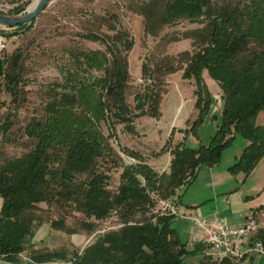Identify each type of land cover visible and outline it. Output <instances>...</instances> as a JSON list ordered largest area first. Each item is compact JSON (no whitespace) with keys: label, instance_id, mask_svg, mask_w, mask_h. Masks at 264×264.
Returning <instances> with one entry per match:
<instances>
[{"label":"trees","instance_id":"1","mask_svg":"<svg viewBox=\"0 0 264 264\" xmlns=\"http://www.w3.org/2000/svg\"><path fill=\"white\" fill-rule=\"evenodd\" d=\"M141 7L145 28L153 34L182 20L202 24L190 32L195 50L183 53L187 57L185 75H194L198 84L196 105L200 110L186 132L196 133L211 111L213 99L202 78L207 69L223 90L224 107L216 133L207 145L193 148L180 143L173 147L170 173L159 174L143 161L130 163L123 169L117 191L109 189V174L99 162L114 148L102 122L110 127L125 123L133 130L136 118L159 117L163 92L154 83L146 84L135 96L137 104L132 109L126 88L134 39L124 28L113 35L86 34V38L105 44L106 50L71 49L72 64L64 80L49 84L44 112L32 117L25 127L32 147L0 165L3 259L17 261L28 251L39 263L69 260L66 250L43 252L33 243L36 228L42 224L34 211L40 203L49 207L59 203L74 206L93 219L87 224L90 229L113 212L122 221L118 229L98 235L70 264H189L190 251L173 227L176 216L154 212L157 201L153 193L167 197L174 195L176 188L189 185L202 165L221 161L223 151L237 136L250 144L229 171L248 175L264 156V125L256 121L264 111V0L221 4L213 0H146ZM25 8L19 7L16 13ZM33 23L14 29L26 30ZM5 30L0 27L1 34ZM21 63L19 51L0 58V93L7 91L15 101L22 89ZM176 69L171 64L168 73ZM151 73L143 65V77ZM12 125L9 119L0 125L3 136ZM169 147L170 141L163 150ZM51 224L54 229L69 230L60 218ZM260 235L264 240V232Z\"/></svg>","mask_w":264,"mask_h":264},{"label":"rangeland","instance_id":"2","mask_svg":"<svg viewBox=\"0 0 264 264\" xmlns=\"http://www.w3.org/2000/svg\"><path fill=\"white\" fill-rule=\"evenodd\" d=\"M35 1L0 0L15 8L10 13H16V10L23 5L26 6L23 10L25 11ZM144 1L146 0H53L26 30L6 28L3 34L7 38L8 47L0 52V58L11 57L19 51L22 54L23 81L18 100H13L7 91L0 93V125L8 119L13 122L5 136L0 132V165L8 159L20 156L32 147L33 141L26 135L25 127L32 117L42 115L44 112L49 84L64 80V73L72 64L71 49L106 50V45L102 42L86 38L85 35L89 33L106 36L115 34L116 29L124 28L134 39V45L129 51L131 76L126 88L127 100L132 109H135L137 104L135 96L144 91L146 84L154 83L158 90L163 92L159 105V117L140 116L134 120L133 130L127 128L125 123H116L110 127L102 122L103 131L106 135L110 134V141L114 148L111 155L100 159L99 162L101 169L107 170L109 174V189L117 191L123 169L132 162L133 156L139 158L143 154L155 155L156 150L163 145L164 123L168 121V106L163 103V97L171 93V89L172 92L179 91L192 97L197 112L192 119L191 124H193L200 112L196 105L198 84L194 75L190 77L185 75L187 57L183 53L186 51L193 53L195 50L190 32L201 27L202 24L182 20L176 24L165 25L155 34L147 32L145 17L141 14ZM213 1L221 4L241 0ZM171 64H174L177 69L168 73ZM143 65L152 70L151 76L143 77ZM83 73L88 74V72ZM93 74H102V72L93 71ZM202 78L213 99L212 104H214L220 92L223 96V90L207 69L203 70ZM135 112L139 113V111ZM256 121L257 124L264 125V111H260ZM249 144V140L241 135L237 136L223 151L220 166H225L228 159L233 165ZM207 166L202 165L198 178L182 189V205L179 207V214H184L188 218L207 216L210 206L217 203L219 212L213 215L228 217L231 214L230 209L236 207L234 205L236 202L232 201L234 197L231 196V190H229L232 187L230 182L216 188V185L208 181ZM229 172L232 175H244V184L250 189L264 184V156L248 175L243 171ZM164 198L174 202L172 195ZM257 198L256 194L246 198L241 196L239 202L247 208L249 204L255 205ZM188 201H197L200 208H195L194 211L186 210ZM201 207L207 211L202 210ZM263 214L264 212L259 213L260 222L264 218ZM34 215L38 221H42L41 225L38 227L36 225V231L40 229V232L47 234L45 243L37 245L39 250L43 252L45 250H66L69 260H63L62 264H70V260H74L77 254H82L83 250L91 245L98 235L118 229L122 223L113 212V215L111 214L106 219L95 222V227L90 229L87 224L93 219H87L84 214L75 210L74 206H64L59 203H54L51 207L46 203H40ZM140 217L141 215L138 214L137 218ZM59 218L65 222L69 230L51 229L52 220ZM42 225L44 229L41 230ZM173 227L183 232L179 218L174 221ZM261 232H264L263 229L259 230L258 239L264 242L260 235ZM182 239L185 240L186 236ZM260 255L255 256L254 263L247 264H264V255ZM203 259L208 264H215L205 257ZM243 263L244 261L239 264Z\"/></svg>","mask_w":264,"mask_h":264},{"label":"crops","instance_id":"3","mask_svg":"<svg viewBox=\"0 0 264 264\" xmlns=\"http://www.w3.org/2000/svg\"><path fill=\"white\" fill-rule=\"evenodd\" d=\"M222 92L216 97L215 103L212 104L211 111L207 115L205 121L198 127L196 133L189 132L187 133L186 130H189L192 126L191 122L192 119L195 116L196 108L194 106V101L192 100V97L190 95H184L182 92L174 91L169 94H165L163 97V103L167 104L168 106V113H167V119L168 121H165V138L163 139V145L160 147V149L156 150L157 153L155 155H146L143 154V156L137 158L132 157V159L139 161H143L147 164H149L156 172L159 174L163 173H170L171 171V161L173 159L172 154V148L175 147L177 144L183 143L184 145L188 147L197 148L200 145H207L214 134L217 131L218 125L220 123L221 119V113L223 111L224 107V100L223 96H221ZM146 116V115H145ZM162 119V115L160 117ZM195 120V119H194ZM171 143V147L167 148L166 150H163L167 142ZM132 144V142H131ZM133 148V147H132ZM230 159H228L227 164L225 166H220V164H215L213 166H207L208 167V173H209V182L211 184L216 185V188L224 186L226 183L230 182V194L233 196L234 202H236L234 205L236 207H233L231 210L230 216H222L226 219V221L233 225H242L246 221V216L248 213L252 210H255L256 208L258 210L264 209V184L256 185L253 189H250V187H246L244 182L245 178L244 175L238 174V175H232L228 168L231 166ZM234 163V162H233ZM221 167V168H220ZM201 169V168H200ZM200 169L198 170L195 178L192 180L191 183H193L200 174ZM190 183V184H191ZM188 186V185H187ZM183 187L176 188V193L173 196L174 198V207L176 211L179 213V207L182 205V189ZM252 188V187H251ZM228 191V190H226ZM253 192V193H251ZM227 193V192H226ZM254 194L258 195L257 203L255 205L249 204L247 208H244V204L242 205V202H239V199L241 196L244 198L248 196H253ZM158 196V198L156 197ZM153 196L156 198V205L154 212H160L161 210V202L160 199L165 200V198L160 197V195L153 193ZM167 200V199H166ZM168 201V200H167ZM170 201V200H169ZM187 209H191L190 211H194L195 208H200L197 201H188ZM3 205V198L0 195V212ZM242 206L239 208V206ZM157 207V208H156ZM218 204L215 203V205L210 206L209 211H207L205 208L201 207L202 210L207 211V216H212L214 213L218 211ZM186 212V211H184ZM219 212V211H218ZM176 219H180V223L182 224L183 232L179 231L177 228V231L179 233L180 238L183 236H186V239L181 240L186 243L187 248L189 249L190 253L188 254L186 260L189 264H208L206 263L205 259H203L205 256L202 253V245L200 243H194L190 244L189 240L191 238V227H192V221L190 218L186 217L184 214L175 215ZM261 227L260 230L263 229L264 231V218L261 219ZM44 229V225H42L41 230ZM52 230H54L53 227H51ZM44 232H40V229L36 231L35 236L33 237V243L35 244V248L39 249L37 245L45 243V240L47 239V234ZM259 231L253 235L251 240H254L258 238ZM262 233V232H261ZM247 242L250 241V238L246 240ZM259 255L257 252H249L246 256V259L243 260V264H247L249 262L254 263L255 256ZM261 256V255H260ZM207 258L209 261H213V258ZM229 260H225L223 264H226ZM63 260H55L50 262H35L31 258V254L28 251H25L21 253L17 257V261H8L0 257V264H62Z\"/></svg>","mask_w":264,"mask_h":264},{"label":"built area","instance_id":"4","mask_svg":"<svg viewBox=\"0 0 264 264\" xmlns=\"http://www.w3.org/2000/svg\"><path fill=\"white\" fill-rule=\"evenodd\" d=\"M13 9L15 8L0 2V12L10 13ZM7 47V38L0 33V52ZM131 161V163H137L134 159ZM156 197L158 198L157 195ZM160 202L161 214L179 215L172 202L162 199H160ZM260 212H264V209ZM260 212L258 210L250 211L246 216L245 223L242 225L230 224L219 214L192 216L190 217L192 227L189 243H200L203 255L213 258L215 264H222L226 259L230 260L232 264H239L252 251L264 255V242L258 238L251 240L261 227ZM247 238H250L249 242L246 241Z\"/></svg>","mask_w":264,"mask_h":264},{"label":"water","instance_id":"5","mask_svg":"<svg viewBox=\"0 0 264 264\" xmlns=\"http://www.w3.org/2000/svg\"><path fill=\"white\" fill-rule=\"evenodd\" d=\"M53 0H36L25 11L20 13L0 12V26L14 28L30 24L52 3Z\"/></svg>","mask_w":264,"mask_h":264}]
</instances>
